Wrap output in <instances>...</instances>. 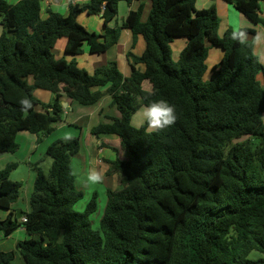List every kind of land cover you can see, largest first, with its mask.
Returning <instances> with one entry per match:
<instances>
[{
    "label": "trees",
    "instance_id": "trees-1",
    "mask_svg": "<svg viewBox=\"0 0 264 264\" xmlns=\"http://www.w3.org/2000/svg\"><path fill=\"white\" fill-rule=\"evenodd\" d=\"M122 1L139 4L111 28ZM224 1L264 25V0ZM150 3L146 19L145 0L71 3L68 15L49 8L45 18L41 0H0V152H17L22 131L38 143L53 133L64 95L82 105L110 95L120 115L101 121L92 133L118 137L125 156L110 161L123 187L108 191L96 229L90 216L97 193L85 211L75 208L84 196L72 169L80 137L53 141L46 150L53 158L49 173L34 166L30 210L0 218L6 238L19 228L30 236L16 250L0 251V264H15L17 252L25 264H264V64L253 40L242 37L256 30H237L239 40L231 28L220 34L217 8H198L197 0ZM82 13L101 15L105 34L82 25ZM123 28L146 44L142 55L128 53V77L116 62L91 74L75 59L56 56L62 38L69 55L81 54L85 43L91 53H104ZM178 38L187 41L174 60L171 43ZM208 43L223 55L205 79ZM146 81L151 90L143 87ZM35 88L52 92L54 101L41 102ZM160 99L175 106L173 125L154 131L146 122L132 124L142 107ZM15 168L10 163L0 169V209L11 210L19 199L23 184L11 179Z\"/></svg>",
    "mask_w": 264,
    "mask_h": 264
},
{
    "label": "crops",
    "instance_id": "crops-1",
    "mask_svg": "<svg viewBox=\"0 0 264 264\" xmlns=\"http://www.w3.org/2000/svg\"><path fill=\"white\" fill-rule=\"evenodd\" d=\"M19 1H17V2H19ZM90 1L91 0H41L42 16L45 18L48 16L47 11L49 8L54 10V11H57L63 15H68L70 12V4L71 3H73V4H76V3L86 4ZM17 2H15V3H17ZM122 2L127 3L126 1H122ZM15 3H12V4H15ZM138 4H139L138 1H133L131 4L127 3V8H125V15L122 16L123 22L127 18L129 12L131 10H135L138 7ZM145 4H146L145 13L143 16L144 19L147 18L149 11L151 9L150 0H145ZM213 5L217 8L220 20L222 18L224 21V24H223L224 27L222 29L223 31L226 29H229V28L236 30V31L243 29V28L244 29H254V30H256V33L251 34L249 32H245L242 36L243 39L250 40V41H252L254 38L256 40L257 34L258 33L260 34L261 41L259 43L255 42V45H254L255 53L260 56L259 52H261V48H262L261 45L264 43L263 42L264 40H262V38L264 37V25L262 23H258V24L253 23L245 15L240 13L234 7L233 4H230L224 0H204V2L202 4V6H203L202 8L210 7ZM43 13H45L46 15H44ZM78 21L90 31H94V32H97V33L102 34V35L105 34V32H106L104 20L101 17V15H89L87 13H82L79 15ZM121 24H119V19L117 18L115 21L110 23L109 26L111 28H113V27L121 25ZM66 44H67V40L65 38L58 40V42L56 44V49H55V53H56L57 58L65 57L68 60L75 59L81 68L86 69L91 74L94 73L96 71V69L103 67V66H106L109 62H116V64L118 65V68L126 77L131 75V66H130V61L128 59V53L133 52L136 55H142V53L145 51V48H146V44H145V40H144L143 36L139 35L135 39L132 31L128 28L121 29V33H120V37H119L118 42L115 45H113L112 47H110L106 52L101 53V54L91 53L89 45L87 43H85L83 45V52L81 54L69 55V54L65 53ZM185 45H186V43H185ZM208 45H209V43H208ZM256 45H258V49H256ZM211 49L212 48L210 47L209 56L206 60V63L208 65L207 71L210 68L209 66H211V68L213 69V67L215 65H217L218 62H220V60L222 58L221 52L219 50H216V52H214V55L212 58L213 60H211L209 62V59L211 58ZM140 67L142 69L144 68L143 65H140ZM212 69H211V72H212ZM210 76H211V74H210ZM143 87L146 90H151V84L147 81L144 82ZM38 89H40V88H38ZM97 89L105 91L106 88L100 87ZM42 90H44V89H42ZM45 91H48V90H45ZM47 95H48L47 101H43L41 99H39V100L41 102H44V103H52L54 101L55 95L54 94H53V96H52V94H47ZM61 104L63 107V116H62V119L55 124V130L54 131H56L57 129H60V128H64V127H75V128H79L80 132L82 134V132L84 131V128L86 127V130L90 133L91 137L92 136L96 137L97 141H98L97 142L98 145H97V144H95V142L93 143L94 140L92 138H90V139L87 138L86 146L87 147L91 146V148L93 149V151H91V152L96 153L97 155L99 154V156L104 154L108 148H112V146L114 148H117V147L120 148V139L118 137L115 136V138L113 140V144H110L112 142L111 139L109 138L110 135H101V137H97L92 133V128L99 125L101 121H108L109 116L118 117L120 115V112L117 109V107L113 105L112 97L110 95H105L100 102H98L97 104H94V105H82V104H80V103H78V102H76V101H74V100H72L69 97L64 95L61 98ZM39 107L41 108V111H42L43 110L42 106L39 105L37 107L38 110H39ZM82 107H85V108H82ZM141 109H143V107ZM140 111L141 110H139V112ZM139 112H137V113L139 114ZM72 114H73V117L71 119H69L68 117L71 116ZM64 116H66V120H63ZM132 121H133V119H132ZM140 126H141V124L139 126H136V127H140ZM20 133H25V131L24 132L22 131ZM32 137L37 139L36 135H34V134ZM70 137H73V135H71ZM25 139H27V138H25ZM34 141L36 142L37 140H34ZM48 146H47V148H48ZM82 148H83V145L81 142L80 149H82ZM122 153H123V151H122ZM84 161H85V164H84L85 170L92 169V168H98L100 170V166L102 164H104V162H105V160L101 159V157H98V158L90 157V159L85 158ZM108 161H113V160L108 159ZM109 175L110 174H108V172H107V174L103 173L104 177L109 176ZM120 182H121V178H120ZM18 209H19L18 207L16 208V207L12 206V209L8 211V214L10 211H13V213L15 214L16 211L19 212ZM20 211H24V210L21 209ZM17 231H18V233H19V231L23 232V235H21V236L24 237L25 239L30 238V236L26 233L24 228H20V230H17ZM0 237H5V236L1 235ZM1 241L2 240L0 239V251H10V250H16V245L21 240H18L17 243L14 242L13 244H9L8 246L4 245ZM17 253H16V259L21 257V256H18ZM20 259L22 260V264H25L22 257Z\"/></svg>",
    "mask_w": 264,
    "mask_h": 264
},
{
    "label": "rangeland",
    "instance_id": "rangeland-1",
    "mask_svg": "<svg viewBox=\"0 0 264 264\" xmlns=\"http://www.w3.org/2000/svg\"><path fill=\"white\" fill-rule=\"evenodd\" d=\"M11 3H15L19 0H8ZM204 0H197V7L202 8ZM261 8V15L264 18V3L262 2L260 4ZM125 8H127V3L125 2H120L119 4V24L123 22L122 16L125 15ZM45 11V10H44ZM46 15L45 13H43ZM223 24L224 21L221 18L220 20V25H219V33H223ZM4 27L1 24V19H0V36L3 33ZM264 40V37L262 38ZM187 39L186 38H178L174 40V42L171 43L172 51H173V58L174 60L178 58L179 53L181 49L185 46ZM254 45H255V38L253 39ZM264 42V41H263ZM264 43L261 45V52L260 53V59L264 64ZM209 46L212 48L211 49V58L209 59V62L213 60V55L216 50H219L221 54L223 55L222 48L219 46H214L209 44ZM256 49H258V45H256ZM219 63V62H218ZM208 66V65H207ZM209 70L205 74V79H209L210 74H211V66H209ZM29 82L31 84L34 83V80L32 78H29ZM34 94L38 99H41L43 101H47L48 95L47 94H52L53 93L49 91H45L42 89L35 88ZM85 108V107H82ZM139 114L137 113L133 117L132 124L134 126H139L140 124H144L145 122L142 119V109ZM39 111H41V108L39 107ZM76 115V114H75ZM73 117V114L69 116L68 118L71 119ZM264 117V116H263ZM63 120H66V116L63 117ZM24 132V131H23ZM73 135V137H78L80 136L83 148L80 149L78 154H76L72 158V169L74 171V174L76 176V185L79 190H81L84 194L83 198L76 204L75 208L76 210L83 212L86 210L88 203L91 201L94 193H97V210L95 213H93L90 216V221L92 223V227L99 229L100 228V219L104 215L106 206H107V201H108V191L113 190V191H119L122 189L123 185L120 182L121 174L117 171H115L112 167V164L108 159L116 160L117 157L120 158H125L124 154L120 150L117 151L116 149L113 148H108L106 152L102 155L99 156L96 153H93V149L90 147L86 146V141L87 138H92L95 142V144L98 145V141L96 137H91L90 133L86 130V127L84 128V131L80 132L79 128L75 127H64L57 129L50 135H45L42 137V140L38 143L37 141L35 142V139L33 134L29 133L28 131H25V133H19L17 137V142L19 143V149L17 152H0V169H3L6 167L7 164L10 163H15L17 164V168H15L12 173H11V179L13 181H18L22 182L23 186L20 191V196L19 199L16 203H14V207H18V211L21 209L24 211H28L31 208L30 200L31 196L34 191V180H35V175L36 172L34 170V166L39 164L43 170L46 172V174L49 173L52 164H53V158L47 155L46 150L47 146L50 145L53 141H56L57 139H64V138H71L70 136ZM101 137V136H100ZM27 138V139H25ZM37 138V137H36ZM111 139V143L113 144V140L115 136H109ZM92 143V142H91ZM92 153V154H91ZM90 157L93 158H98L101 157V159H104L105 162L100 166V170L104 174H110L109 176H105L103 179L102 183L98 184H90L87 181V174L90 169L85 170L84 169V164H85V158L90 159ZM83 167V168H82ZM8 214L7 209H0V218L4 219L6 218ZM20 230V228L18 229ZM0 236L3 235L2 231H0ZM23 232L18 233L16 230L11 237L5 238V237H0L2 240L1 242L8 246L9 244H13L14 242L17 243L18 240H24L25 238L22 237ZM15 249V248H14ZM18 256H20L19 253H17ZM256 257L261 256L260 254L255 253L254 254ZM21 257L17 258L14 263L15 264H22V260L20 259Z\"/></svg>",
    "mask_w": 264,
    "mask_h": 264
},
{
    "label": "clouds",
    "instance_id": "clouds-1",
    "mask_svg": "<svg viewBox=\"0 0 264 264\" xmlns=\"http://www.w3.org/2000/svg\"><path fill=\"white\" fill-rule=\"evenodd\" d=\"M241 33L233 32V39H240ZM261 41V36L258 33L256 36V43ZM243 43L244 41L241 40ZM23 104L28 105V101H22ZM30 106V105H28ZM142 119L147 123V126L154 130H164L173 125L177 119L175 106L165 99L155 100L146 105L142 109ZM104 179L103 173L98 168H92L88 171L87 181L90 184L102 183Z\"/></svg>",
    "mask_w": 264,
    "mask_h": 264
},
{
    "label": "built area",
    "instance_id": "built-area-1",
    "mask_svg": "<svg viewBox=\"0 0 264 264\" xmlns=\"http://www.w3.org/2000/svg\"><path fill=\"white\" fill-rule=\"evenodd\" d=\"M27 217L26 216H24L23 218H22V222H27Z\"/></svg>",
    "mask_w": 264,
    "mask_h": 264
},
{
    "label": "water",
    "instance_id": "water-1",
    "mask_svg": "<svg viewBox=\"0 0 264 264\" xmlns=\"http://www.w3.org/2000/svg\"><path fill=\"white\" fill-rule=\"evenodd\" d=\"M18 217H19V218L21 217V211L18 212Z\"/></svg>",
    "mask_w": 264,
    "mask_h": 264
}]
</instances>
